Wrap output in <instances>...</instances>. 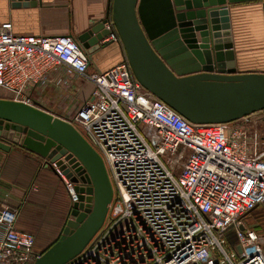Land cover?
Here are the masks:
<instances>
[{
    "label": "built area",
    "instance_id": "2783aa9c",
    "mask_svg": "<svg viewBox=\"0 0 264 264\" xmlns=\"http://www.w3.org/2000/svg\"><path fill=\"white\" fill-rule=\"evenodd\" d=\"M105 25L103 42H120L111 17ZM60 65L94 85L70 121L102 157L114 190L103 226L66 264H264V231L244 221L264 209V109L234 122L230 134L228 123H193L146 89L127 57L91 70L73 36L20 34L0 23V98L33 105L35 85ZM51 165L77 201L75 184ZM18 214L0 200V264H35L42 255L35 236L16 227Z\"/></svg>",
    "mask_w": 264,
    "mask_h": 264
},
{
    "label": "water",
    "instance_id": "95a60500",
    "mask_svg": "<svg viewBox=\"0 0 264 264\" xmlns=\"http://www.w3.org/2000/svg\"><path fill=\"white\" fill-rule=\"evenodd\" d=\"M110 9L134 76L189 121L229 123L264 109V72L238 70L226 0H109ZM106 21L78 38L88 53L113 42L101 44ZM13 145L55 162L75 184L62 235L35 262L66 264L106 220L114 190L105 163L70 120L0 98V149Z\"/></svg>",
    "mask_w": 264,
    "mask_h": 264
},
{
    "label": "crops",
    "instance_id": "0c3cea01",
    "mask_svg": "<svg viewBox=\"0 0 264 264\" xmlns=\"http://www.w3.org/2000/svg\"><path fill=\"white\" fill-rule=\"evenodd\" d=\"M226 1L238 70L264 72V0ZM14 4L13 0H0V23L12 22L14 31L20 34H68L78 39L109 17V0ZM197 36L201 39L199 32ZM101 44H105L103 40ZM89 55L91 70H107L126 58L117 41ZM83 78L60 66L51 69L33 89V94L42 96V101L36 99L35 103L56 116L72 120L81 105L92 98L94 85ZM50 99L54 102H49ZM47 162L46 158L18 145H13L10 151L0 149V200L19 208L16 227L38 239L56 238L62 224L71 217L67 210V189L54 179L50 173L53 167Z\"/></svg>",
    "mask_w": 264,
    "mask_h": 264
},
{
    "label": "rangeland",
    "instance_id": "374dc122",
    "mask_svg": "<svg viewBox=\"0 0 264 264\" xmlns=\"http://www.w3.org/2000/svg\"><path fill=\"white\" fill-rule=\"evenodd\" d=\"M60 67H62L64 70H66L68 73H73L71 71H69V69L67 67H65L64 65H60ZM79 76V75H78ZM87 81H89L87 78H83ZM34 91V90H33ZM33 91L31 92V98L33 99L34 103L36 102V99H39V101H42V96L41 95H37V94H33ZM1 92V91H0ZM2 94L0 95V97H3L5 96V93L1 92ZM49 102H54V100L50 99ZM72 115V114H71ZM256 115H253L252 117H254ZM241 119V118H240ZM239 120V119H238ZM238 120L236 121H233V122H229L228 123V128H227V134H230L232 132V125L234 124V122H237ZM242 121V120H241ZM244 122V121H242ZM249 124V123H248ZM258 130L259 131H264V123L262 124H258ZM264 138V136H263ZM63 184L61 185V188H62ZM67 200L70 202V196L69 194L67 195ZM263 207V206H261ZM70 215V214H69ZM244 221L246 224L248 225H253V224H257L259 225L260 227V230L261 231H264V209L262 208H259V209H256L255 211L251 212L250 214H248L245 218H244ZM228 247H231L233 246L235 243H236V232L234 229L230 230L229 233H228ZM233 243V244H232Z\"/></svg>",
    "mask_w": 264,
    "mask_h": 264
},
{
    "label": "trees",
    "instance_id": "16d2710c",
    "mask_svg": "<svg viewBox=\"0 0 264 264\" xmlns=\"http://www.w3.org/2000/svg\"><path fill=\"white\" fill-rule=\"evenodd\" d=\"M111 14L112 13H111V9H110L109 17H111ZM50 173L52 174V176H54V179L60 184V186L62 184H64V186L66 187L62 177L56 172V170H54L52 168V169H50ZM67 210H68V212L70 214V211H71V200H70V202L68 201ZM65 225H66V222H65V224H62L61 230H60L58 236L56 238H54V239H38V238H35V241H36L35 242V250H37L38 252L43 254L51 245H53L60 238V236L63 233ZM40 244H43L44 246H41Z\"/></svg>",
    "mask_w": 264,
    "mask_h": 264
}]
</instances>
